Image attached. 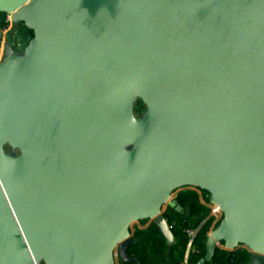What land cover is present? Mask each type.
<instances>
[{
	"label": "water",
	"instance_id": "1",
	"mask_svg": "<svg viewBox=\"0 0 264 264\" xmlns=\"http://www.w3.org/2000/svg\"><path fill=\"white\" fill-rule=\"evenodd\" d=\"M0 14L33 34L0 65V264H138L131 226L173 242L162 209L181 188L222 213L200 264L221 244L264 264V0H0Z\"/></svg>",
	"mask_w": 264,
	"mask_h": 264
},
{
	"label": "trees",
	"instance_id": "2",
	"mask_svg": "<svg viewBox=\"0 0 264 264\" xmlns=\"http://www.w3.org/2000/svg\"><path fill=\"white\" fill-rule=\"evenodd\" d=\"M15 27L25 48V45H28L33 38V34L23 24ZM137 103L139 100L134 107ZM195 190L198 191L194 189L180 192L173 199L175 207L168 205L162 213L171 228L174 244H168L159 228L148 220L138 222L143 227H134L132 235L136 243L129 249L128 254L136 259L138 264H180L187 249L186 230L188 228H199L194 241V247L198 253L190 254V264H200L204 259L208 236L219 226L221 220L215 222L210 216L209 194L199 190L203 193L201 198ZM202 199L205 201L202 202ZM181 211L185 212L181 214ZM251 257L252 254L247 248L227 251L221 244L215 249L212 261L206 264H249Z\"/></svg>",
	"mask_w": 264,
	"mask_h": 264
},
{
	"label": "built area",
	"instance_id": "3",
	"mask_svg": "<svg viewBox=\"0 0 264 264\" xmlns=\"http://www.w3.org/2000/svg\"><path fill=\"white\" fill-rule=\"evenodd\" d=\"M14 27L15 24L12 20L11 15L0 14V65L5 60V52H6L7 44L11 45V48L14 50L16 54H20L24 49L22 38L20 34L17 33L16 30H14ZM208 206L210 208V216L214 218L215 222L220 221L222 218V213L219 210V208L211 204H209ZM198 230L199 228L198 229L188 228L186 230V236L188 237V244L184 258L180 264H190V259H189L190 254L198 253V251L194 247V241L196 239Z\"/></svg>",
	"mask_w": 264,
	"mask_h": 264
},
{
	"label": "rangeland",
	"instance_id": "4",
	"mask_svg": "<svg viewBox=\"0 0 264 264\" xmlns=\"http://www.w3.org/2000/svg\"><path fill=\"white\" fill-rule=\"evenodd\" d=\"M16 25H18V24H15V26ZM20 26V25H19ZM14 30H16V27H14ZM16 32H17V30H16ZM26 46L27 45H25V48H26ZM24 48V49H25ZM24 49L22 50V52L21 53H23L24 52ZM138 102V101H137ZM145 111H146V108H145V105L141 102V101H139V103H137V106H135L134 107V115L137 117V118H141L143 115H144V113H145ZM7 151H9V149L7 148ZM189 190H194L193 188H181V189H178V190H176V191H174L173 193H172V195H171V200H173L180 192H187V191H189ZM196 191V190H195ZM192 192V191H191ZM194 192V191H193ZM196 193L202 198V196H203V193H201L199 190L198 191H196ZM205 200H203L202 199V202H204ZM210 204V203H209ZM208 204V205H209ZM166 207H167V205L166 206H164L163 207V209H162V213L164 212V210L166 209ZM185 211H181V214H183ZM186 214H187V212H186ZM135 226H138V227H143L141 224H138V223H136V224H134V225H132L131 226V228H130V231H131V233L133 232V229H134V227ZM133 234V233H132ZM174 240H173V242L171 243V244H174ZM221 246V245H220ZM241 248H244V247H241ZM115 262H116V264H121V262L118 260V258H116L115 259ZM43 264V263H42Z\"/></svg>",
	"mask_w": 264,
	"mask_h": 264
},
{
	"label": "crops",
	"instance_id": "5",
	"mask_svg": "<svg viewBox=\"0 0 264 264\" xmlns=\"http://www.w3.org/2000/svg\"><path fill=\"white\" fill-rule=\"evenodd\" d=\"M172 243V242H171ZM171 243H168V244H171Z\"/></svg>",
	"mask_w": 264,
	"mask_h": 264
}]
</instances>
